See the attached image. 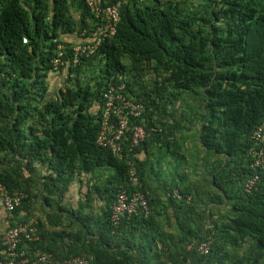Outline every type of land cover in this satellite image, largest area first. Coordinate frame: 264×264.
I'll return each instance as SVG.
<instances>
[{
    "label": "trees",
    "instance_id": "1",
    "mask_svg": "<svg viewBox=\"0 0 264 264\" xmlns=\"http://www.w3.org/2000/svg\"><path fill=\"white\" fill-rule=\"evenodd\" d=\"M115 4L112 34L111 17L86 0H0V183L23 194L4 212L8 228L40 201L41 238L20 245L31 255L192 264L210 239L197 264H264V172L250 154L252 134L264 135V0H102ZM110 82L146 106L130 123L157 129L124 158L97 143ZM131 168L150 212L116 226Z\"/></svg>",
    "mask_w": 264,
    "mask_h": 264
},
{
    "label": "built area",
    "instance_id": "2",
    "mask_svg": "<svg viewBox=\"0 0 264 264\" xmlns=\"http://www.w3.org/2000/svg\"><path fill=\"white\" fill-rule=\"evenodd\" d=\"M88 4L96 16L101 15L103 11L101 0H88ZM108 15L113 21L111 32L115 31L119 11L118 6L108 7ZM97 44L81 45L76 48V52L92 53L98 46ZM59 60H56V63ZM126 90L125 83L110 82L103 92V110L101 115V129L97 136V143L103 147H107L111 152L120 158H124V152L133 151V148L138 146L145 140L151 131L157 130L153 127L147 130L142 124L132 125L130 121L141 117L146 110L143 102L137 101L133 96L124 94ZM131 129V139L127 141L125 131ZM127 137V136H126ZM262 128H259L252 134V138L259 143L250 149L251 165L254 169L264 172V146L260 144L263 140ZM126 144V147H125ZM125 157H128L126 154ZM260 174L255 173L254 178L248 183V189L259 178ZM129 185L130 189L120 190L116 199L112 204L111 221L118 226L124 217H130L138 212L149 213L150 205L148 198L141 191V181L139 179L137 169L129 170ZM175 194H178L175 191ZM23 194L19 192L12 193L5 184L0 183V198L2 199L5 208L11 212L21 202ZM24 239L35 241L39 239L36 234V229L31 227L30 223H19L15 226L7 228L2 237L1 242L7 257L0 261V264H88V259L82 256H75L64 261H60L46 252H41L36 255H31L26 247H21L20 244ZM211 240H204L196 245L197 251L200 254H207L210 250Z\"/></svg>",
    "mask_w": 264,
    "mask_h": 264
},
{
    "label": "crops",
    "instance_id": "3",
    "mask_svg": "<svg viewBox=\"0 0 264 264\" xmlns=\"http://www.w3.org/2000/svg\"><path fill=\"white\" fill-rule=\"evenodd\" d=\"M44 169H45L44 166H41V165H38L37 166V169H36V172H35L34 177L37 178L38 181H39L40 178H42L43 175H45L47 173L46 171H44ZM40 181L42 182V179ZM71 189L75 191V189H77L76 185H74ZM71 191H70V194H72ZM65 197H64V199L67 201L69 198L68 197L65 198ZM34 203H35V205L37 207L36 214L32 210L33 212L30 211L28 213H22L20 217L21 218L28 219V216H30V219L27 221V223H30L31 224V227L34 228V229H36V234L38 235V237L40 239L41 236L39 234L38 226L34 222L38 223L40 221V218L39 217L41 215H43L41 209L43 210L44 208H42V206L40 204V201H35ZM3 206L4 205H3L2 199L0 198V237L3 234V232L8 228V224H9L8 223V221H9L8 216L5 215V213H6L5 210H7V209L5 208V206L4 207ZM46 208H47V206H46ZM47 228H49V227H47ZM197 253H198L197 252V248L195 247V249H193V251L191 252V255H190V260H191L192 264H197V262H198V255H197Z\"/></svg>",
    "mask_w": 264,
    "mask_h": 264
},
{
    "label": "clouds",
    "instance_id": "4",
    "mask_svg": "<svg viewBox=\"0 0 264 264\" xmlns=\"http://www.w3.org/2000/svg\"><path fill=\"white\" fill-rule=\"evenodd\" d=\"M86 1H87V3H88V0H86ZM101 2H102V0H101ZM88 5H89V4H88ZM115 5L118 6V11H119V5H118V4H115ZM113 6H114V5H113ZM89 7H90V6H89ZM108 7H111V6H108ZM108 7H107V8H108ZM107 8H103V11H106V12H107V10H106ZM90 9H91V8H90ZM91 11H92V10H91ZM103 11H102V12H103ZM92 13H93V12H92ZM93 14L95 15V13H93ZM101 14H102V13H101ZM107 14H108V13H107ZM99 16H100V15H99ZM118 20H119V17H118ZM117 23H118V21H117ZM112 26H113V25H112ZM112 26H111V28H112ZM114 27H115V26H114ZM115 30H116V27H115ZM110 32H111V30H110ZM111 33H112V32H111ZM114 33H115V31H114L112 34H114ZM106 35H107V33H106ZM101 39H102V37H99V39H98L97 41L94 40L95 42H93V43H83V44H79V45L76 46V48H77L78 46H81V45L83 46V45L94 44V43L97 44V43L99 42V44H98V46H97V48H98L99 45L101 44ZM97 48H96V49H97ZM96 49H95V50H96ZM95 50H94V51H95ZM94 51H93V52H94ZM93 52H92V53H93ZM78 53H79V52H77V54H78ZM61 54H62V53L60 52L59 55H61ZM86 54H87V53H86ZM89 54H90V53H89ZM75 62H77V59L75 60ZM103 92H104V91H103ZM3 233H4V232H3ZM2 235H3V234H2ZM2 235H1V237H2ZM1 243H2V242H1ZM20 245H21V244H20ZM3 248H4V247H3ZM20 248H21V246H20ZM6 257H7V255H5V257H4L3 259H1V260H4ZM1 260H0V261H1Z\"/></svg>",
    "mask_w": 264,
    "mask_h": 264
},
{
    "label": "rangeland",
    "instance_id": "5",
    "mask_svg": "<svg viewBox=\"0 0 264 264\" xmlns=\"http://www.w3.org/2000/svg\"><path fill=\"white\" fill-rule=\"evenodd\" d=\"M187 99H191V97L189 96V97H187ZM168 159H169V162L167 163L168 166H170V167H171V166H174L175 163H176V162H175V158H174L173 156L170 155V158L168 157ZM162 162H163V165H161V166L166 165V163H165V159H164ZM191 162H192V164L190 165V167L194 165V160L192 159ZM205 173H207V170H205Z\"/></svg>",
    "mask_w": 264,
    "mask_h": 264
},
{
    "label": "water",
    "instance_id": "6",
    "mask_svg": "<svg viewBox=\"0 0 264 264\" xmlns=\"http://www.w3.org/2000/svg\"><path fill=\"white\" fill-rule=\"evenodd\" d=\"M213 224V219L212 217H209V226H211Z\"/></svg>",
    "mask_w": 264,
    "mask_h": 264
}]
</instances>
